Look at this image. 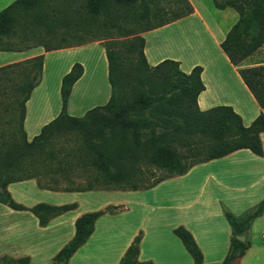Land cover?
<instances>
[{
    "label": "trees",
    "instance_id": "trees-1",
    "mask_svg": "<svg viewBox=\"0 0 264 264\" xmlns=\"http://www.w3.org/2000/svg\"><path fill=\"white\" fill-rule=\"evenodd\" d=\"M211 3L216 10L229 8L237 15L219 47L259 108H263L264 64L244 67L243 63L264 45V0H211ZM191 12L187 0H14L0 10V51L40 46L47 52L102 41L110 89L103 106L91 108L79 118L69 116L68 96L82 73L81 66L73 64L60 81L58 115L27 142L22 130L24 103L39 82L42 56L0 67V80L7 83L14 95L19 119L16 128L8 132L0 130L1 204L22 210V206L12 202L5 187L27 179H34L38 187L52 191L145 190L165 178L184 174L196 164L239 149L262 155L258 137L264 132L261 114L244 127L229 107L199 111L196 96L203 89L199 67L184 74L172 60L154 66L146 63L140 34ZM58 40L65 44L52 45ZM72 129L80 134V145L67 157L57 158L48 146L49 139ZM199 153H205L201 160L181 164L195 160ZM142 165L166 174L137 188L135 180L146 172ZM70 207L35 205L29 211L44 226L51 217ZM117 210L108 206L79 216L74 221L73 237L53 256L51 264H67L92 233L94 221ZM263 211L264 199L239 216L223 210L230 238L221 264H231L244 254L249 246V226ZM172 233L192 263L201 264L200 251L190 234L182 227ZM138 242L139 235L118 264H151L136 261ZM0 262L27 264L28 259L1 258Z\"/></svg>",
    "mask_w": 264,
    "mask_h": 264
},
{
    "label": "crops",
    "instance_id": "crops-1",
    "mask_svg": "<svg viewBox=\"0 0 264 264\" xmlns=\"http://www.w3.org/2000/svg\"><path fill=\"white\" fill-rule=\"evenodd\" d=\"M14 0H0V10ZM192 12L162 27L143 32V55L149 66L163 60L178 63L188 74L200 68L202 91L196 96L199 111L226 106L248 127L264 117L219 45L236 22L229 8L216 10L211 0H187ZM258 49L244 67L263 65ZM42 56L40 79L24 103L22 130L29 142L52 121L60 109L61 78L75 63L82 68L73 83L66 112L79 118L103 106L110 94L102 41L45 52L40 46L0 51V67ZM262 155L247 149L233 151L165 178L145 190L52 191L34 179L12 182L5 189L14 210L0 203V259L26 258L27 264H51L53 256L74 235V221L82 214L117 207L93 223L92 233L70 256L67 264H118L134 237L139 235L136 261L151 264H193L172 230L182 227L201 254V264H221L228 249L230 229L223 210L239 216L264 199V132L259 135ZM35 205L71 206L51 217L44 226L29 211ZM249 246L231 264H264V211L247 232Z\"/></svg>",
    "mask_w": 264,
    "mask_h": 264
},
{
    "label": "rangeland",
    "instance_id": "rangeland-1",
    "mask_svg": "<svg viewBox=\"0 0 264 264\" xmlns=\"http://www.w3.org/2000/svg\"><path fill=\"white\" fill-rule=\"evenodd\" d=\"M102 34L100 33V37ZM65 43L58 40V42L52 43V45H60L63 46ZM262 57L264 58V45L261 47ZM264 60V59H263ZM246 61V60H245ZM264 62V61H260ZM244 64V63H243ZM18 109L14 104V95L11 93L10 88L7 83L3 80H0V130L3 132L10 131L13 128H16L18 122ZM81 139L80 134L72 129L71 131L57 133V135H52L49 139V147L54 151L56 157H67V153H71L75 150L77 146L80 145ZM183 152V150H180ZM205 156V153H199L195 157V160H185L182 162V165L189 164L191 162H197L201 160ZM72 159V158H69ZM73 160V159H72ZM142 165V170L145 172L143 176L139 180H135V184L137 188L145 187L151 184L157 177L164 176L166 173L161 172L160 170H153L152 167H144ZM0 264H9L2 263Z\"/></svg>",
    "mask_w": 264,
    "mask_h": 264
},
{
    "label": "water",
    "instance_id": "water-1",
    "mask_svg": "<svg viewBox=\"0 0 264 264\" xmlns=\"http://www.w3.org/2000/svg\"><path fill=\"white\" fill-rule=\"evenodd\" d=\"M237 239H238V240H240V241H242V240H243V238H242V237H237Z\"/></svg>",
    "mask_w": 264,
    "mask_h": 264
},
{
    "label": "built area",
    "instance_id": "built-area-1",
    "mask_svg": "<svg viewBox=\"0 0 264 264\" xmlns=\"http://www.w3.org/2000/svg\"><path fill=\"white\" fill-rule=\"evenodd\" d=\"M262 240L264 241V236L262 237Z\"/></svg>",
    "mask_w": 264,
    "mask_h": 264
}]
</instances>
